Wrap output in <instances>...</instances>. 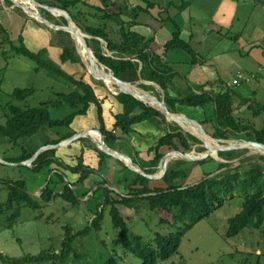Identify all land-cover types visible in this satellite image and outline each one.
Listing matches in <instances>:
<instances>
[{
	"label": "trees",
	"instance_id": "16d2710c",
	"mask_svg": "<svg viewBox=\"0 0 264 264\" xmlns=\"http://www.w3.org/2000/svg\"><path fill=\"white\" fill-rule=\"evenodd\" d=\"M7 1L11 2V0ZM37 1L61 9L64 13L70 15L75 22L77 21L73 9L77 6L76 2L79 0ZM42 12L49 20L60 24L51 12L46 9H42ZM61 20L63 25H69L65 17H62ZM78 26L83 32L93 37L92 39H85L87 44L93 49L98 59L114 72L117 78L129 84H137L140 88L147 91H155V87L140 82L141 79L157 83L164 90L165 102L172 112H176L178 104L193 107L200 106L206 110L212 108L214 110V117L209 120H212L214 123L215 132L212 136L215 138L250 140L264 144V103L253 101L251 98L245 99L240 97L235 88L225 89L223 92L215 95L188 92L184 96H172V90L175 88V70L161 57V54L152 50V38L130 30V26H127L126 29L122 26V38L120 41H115L109 38L104 28L88 25L82 26L80 23H78ZM0 30L5 35L3 40L11 44L12 51L36 62L37 71L45 69L50 75L62 78L75 87V91L69 94L57 93L58 101L52 107L59 109L69 106L72 110L68 115L61 118L53 117L52 111L47 106L23 109L16 105H10L11 115L4 124H0V141L17 145L21 138L34 136L42 127H49L53 137L48 144H57L76 134L72 128L74 120L78 115L87 114L94 105L97 121L99 122V126L93 129L96 130L94 133L100 140L101 136L97 132L100 131L107 145L109 147L114 146L119 136L113 130L106 128L103 117L104 100L102 101L98 97L93 85L85 80V75L82 74L78 77L67 73L46 57L47 50L42 49L34 52L29 50L25 44L16 46L7 29L1 24ZM66 33L69 35L68 32ZM98 38L107 41L108 49L116 51L115 56L104 53L101 40ZM176 46H182L189 51L192 50L189 44H184L181 39L179 28L174 29L172 38L164 46V52L167 53ZM70 48L72 50H64L61 56L62 61L65 63L77 59L85 67L81 62L80 56L76 54L75 46ZM35 91L34 87L17 89L13 93V97L18 100H25L34 94ZM114 97L122 105V112L115 116L116 122L114 127L115 129H119L123 135L131 133L134 124L145 121L152 116L159 117L164 122L167 121L161 111L144 103L142 99L133 93L123 92ZM236 97L240 100L239 105L236 104ZM244 105L251 107L253 117H263L262 127L257 128L253 120H246L245 122L238 120L235 115L236 111L241 110ZM170 129L171 131L167 132L158 141L155 147L156 153L154 158L143 159L136 155L133 159V162L137 163L146 173L154 174L156 172V167L165 156V154L159 151L162 146L166 145L170 149L179 152H188L191 150L189 140L201 143L194 135L187 133V136H185L179 127H171ZM85 139L80 138L77 142ZM71 144L68 146H71ZM94 148L100 158L97 170L86 165L85 149L75 156L77 164L73 166L60 161L57 157V149H49L41 153L33 162V169L41 171V173L44 172L47 176L45 180L48 181V184L42 191L41 200H36L35 196L27 191L23 180L3 181L8 185V196L5 201L0 203V215H7L3 218L6 227H13L14 223L21 216L24 205L37 208L40 207L42 202L50 203L58 196H61L68 202L69 208L80 206L83 202L81 199L89 196L90 199L87 202H93V212L94 210L95 212L94 217L88 225L80 229L76 234L73 233L71 226L66 227V237L59 252L55 249H49L42 251L38 255H27L21 258L10 257L0 252V262L3 264L65 263L74 252L73 244L77 237L89 235L93 230H101L106 208H110L113 224L121 232L120 243L122 247L139 257L142 260V264H159V260H169L178 254L186 232L197 222L210 216L227 199L234 198L235 193H239L243 199L242 208L240 212L228 220L229 226L226 236L228 238L237 236L245 228H260L264 223L263 155L246 157L241 161L242 165L234 168H230L229 163L217 162L211 156H205L198 161L176 160L169 164L165 175L161 179L164 185L155 187L151 186L153 180L119 162L123 165V176L120 178L122 187L120 192H116L117 197L115 198L112 194L113 189L107 186L109 182L105 177H102L97 182L95 181L91 187L86 186V181L94 173L98 172L103 175V169L107 167V159L111 157L97 146ZM204 150L205 148H200L199 151ZM247 151V149H234L219 150L217 152L222 158L232 160L241 157ZM32 156V152L25 150L23 155L12 161L13 163L21 162L30 159ZM253 159H258L259 162L246 163ZM209 161L216 163L215 169L203 170L204 172L199 182L191 185L187 184V179L190 177L193 168L197 165L206 164ZM67 172L79 174L78 179L74 182H67L65 179ZM216 172L218 173L215 174ZM140 203H148L151 210L160 212L162 222L175 224L181 221L184 225L176 232L168 234L158 232L152 241L146 242L143 236L132 235L130 233L126 218L118 206L124 205L129 208H136ZM186 219L189 221L186 222ZM74 258L80 259L79 253L75 252ZM100 264H119V262L117 258L110 257Z\"/></svg>",
	"mask_w": 264,
	"mask_h": 264
},
{
	"label": "rangeland",
	"instance_id": "374dc122",
	"mask_svg": "<svg viewBox=\"0 0 264 264\" xmlns=\"http://www.w3.org/2000/svg\"><path fill=\"white\" fill-rule=\"evenodd\" d=\"M14 1L16 4L26 5L24 0ZM13 5L12 0L11 2L0 0V24L7 29L16 46L25 44L29 50L34 52L42 49L47 50L46 57L67 73L78 77L84 74L85 80L88 82L99 81L89 71L87 72L86 67L77 59L65 63L62 61L61 56L64 50L71 49L70 47L73 46L76 48L71 34L67 35L66 32L47 27L31 16V12L28 10L14 8ZM39 9L45 16L42 8ZM54 16L60 23L58 25H63L62 17ZM45 17L47 18V16ZM4 36L0 30V124H4L11 115L10 105H16L23 109L47 106L52 111L53 117L61 118L68 115L72 111L69 106L57 109L52 105L58 101L57 93L69 94L75 91L74 85L62 78L50 75L45 69L37 71L36 62L12 51L11 44L3 40ZM73 37L75 39V35ZM76 54L79 56L77 50ZM32 87L36 89L35 93L25 100L13 97V93L17 89ZM114 88L117 89L116 86ZM84 119L90 124L95 121V116L91 115L88 119ZM52 137L51 129L42 127L36 135L21 138L17 145L0 141V158L10 162L0 161V203L5 201L8 196V185L3 182L6 180H23L27 191L34 195L36 200H41L42 191L48 184L44 172L34 170L33 164L16 165L11 163H13L12 160L23 155L25 150L37 152L40 149V144L46 143L45 145H47ZM90 138L95 140L92 136ZM79 152L80 150L77 151V153ZM258 156L261 155H253V157ZM175 160L177 159L175 158ZM216 161L218 162V160ZM119 164L121 169L123 168L122 164L125 165L123 161L122 164ZM215 165L214 161H209L206 164L195 166L187 179V184L199 182L201 174L206 170H214ZM93 169L97 170L98 166ZM106 175L110 178L108 187L113 189L112 194L116 198V192L121 191V185L117 184L115 178L123 176L122 170L106 168L103 169V175L98 173L95 178L100 180L102 177L106 178ZM71 176L69 173L68 177ZM163 185L162 181L153 183V187ZM89 199V196L88 199H81L82 204L76 208H69L68 202L61 196L56 197L50 203L42 202L37 208L24 205L22 214L13 227H6L3 218L7 215H0V252L17 258L38 255L49 249L59 252L66 237V227L71 226L73 233L76 234L94 217L93 202H87ZM242 201L239 193H235L234 198L227 199L210 216L200 220L186 232L178 254L169 260H159V264H264V223L260 228H245L237 236L230 238L226 236L228 220L241 211ZM118 206L126 218L130 233L143 236L146 242L152 241L158 232L162 234L176 232L184 225L181 221L175 224L162 222L160 212L151 210L148 203H140L136 208ZM120 237L121 232L113 224L110 208H106L101 230H93L89 235L77 237L73 244L74 252L65 263L59 262L58 264H100L110 257L117 258L119 264H142L139 257L122 247ZM75 252L79 253L80 259L74 258ZM0 264L3 263L0 262Z\"/></svg>",
	"mask_w": 264,
	"mask_h": 264
},
{
	"label": "crops",
	"instance_id": "0c3cea01",
	"mask_svg": "<svg viewBox=\"0 0 264 264\" xmlns=\"http://www.w3.org/2000/svg\"><path fill=\"white\" fill-rule=\"evenodd\" d=\"M76 4L73 13L77 17V25L80 23L82 26L104 28L109 38L115 41H120L122 38V26L125 29L130 26V30L152 38V50L161 54V57L175 70V88L172 93L170 92L172 96H184L188 92L215 95L225 89L235 88L240 97L264 103V0H79ZM175 28H179L181 39L184 44H189L191 51L182 46H176L167 53L164 52V46L172 38ZM88 38L93 37L89 35ZM99 40L104 53L115 56L116 51L108 49L107 41L101 38ZM239 72L244 75H256L251 81L243 80L239 86H235L233 79ZM141 80L140 82L155 87V91H150L154 95L165 97V92L160 85ZM89 83L95 88L98 97L104 100L103 117L106 128L113 130L119 136L111 148L130 156L132 160L136 155L143 159L154 158L158 141L171 131V127L181 128L172 120L166 119L167 121L164 122L159 117L152 116L134 124L133 131L123 135L114 127L116 114L122 112L121 103L114 97L117 94L103 82L89 81ZM235 100L239 105L240 100L237 97ZM176 113L195 126L201 124L207 133L214 134V123L209 120L214 117L212 108L206 110L200 106L178 104ZM91 115L95 116V121L88 124L89 121L84 118L88 119ZM235 115L239 121L253 120L257 128L262 127L263 117H253L249 105H244L241 110L236 111ZM97 120L93 105L87 114L76 117L72 128L76 134L92 130L99 126ZM183 122L186 121L183 120ZM182 132L187 136L186 132L183 130ZM90 137H83L86 139L80 142L77 140L71 146L58 147L57 157L60 161L73 166L77 164L75 157L78 154L77 151L85 149L86 165L93 168L99 167L100 158L94 148L97 145ZM189 142L190 151L195 149L198 152L200 148H203L193 140ZM45 144H40L39 148ZM159 151L166 155L174 150L165 145ZM175 161L173 159L171 163ZM119 162L122 160L111 156L107 159L106 168L120 171L122 169ZM156 171L157 173L160 171L158 166ZM69 173L71 177H68ZM96 174L91 175L86 181L87 187H91L95 181L99 180L95 178ZM78 177L79 174L67 172L65 179L67 182H74ZM106 179L110 181L108 175ZM161 179L153 180L151 186L153 183H161ZM115 181L119 185L120 178L116 176ZM120 185L122 187L121 183ZM85 199L88 197L83 200Z\"/></svg>",
	"mask_w": 264,
	"mask_h": 264
},
{
	"label": "water",
	"instance_id": "95a60500",
	"mask_svg": "<svg viewBox=\"0 0 264 264\" xmlns=\"http://www.w3.org/2000/svg\"><path fill=\"white\" fill-rule=\"evenodd\" d=\"M12 1L14 2V5H13L14 8L17 7V8H22L23 10H25L21 5L16 4L14 0H12ZM31 1H33L35 4H37V6L39 8L46 9L54 15L65 17L67 19V21L69 22V25H58V24H54L51 20H49L48 18L43 16L41 14V12H40V14H38V17L31 15L47 27L51 28V25H53V27H55L56 30H62L64 32H68L69 34H71L72 39L76 43V49L79 53V56H80L82 62L84 63L86 69L89 71V73L93 77L97 78L99 81H103L115 94H119V93H123V92L133 93L138 98L142 99L144 103H146L149 106H152L153 108H156L157 110L161 111L165 115L166 119L172 120V121L176 122L178 125H180V127L182 128V130L184 132L196 136L201 141V143H199L200 146L205 148V150L202 152H196L195 149H192V151H190V152H179L176 150L168 152L163 157V159L160 161V163L158 165V169L160 170L159 173H155V174L146 173L142 168H140L139 166H137L133 162V160L130 156L109 147L107 145V143L105 142L103 134L100 131H97L100 134L101 138H100L99 142L95 141V143L100 150L104 151L105 153L109 154L110 156L121 159L127 167H129L130 169H132L133 171H135L141 175H144L145 177H147L151 180H158V179L162 178L165 175L169 164L175 158H179V159L186 160V161H198V160L203 159L205 156H211L220 162L229 163L230 168H234V167L242 165L241 161L246 157L253 156L254 154H259V155L264 156V150L263 151H254L252 148H250L251 145L252 146L256 145V146H260V147L264 148V144L260 143L258 141L215 138L211 134L207 133L201 124H197L198 132L194 131L191 128H187L182 122L184 120L187 123L189 120L187 121V119L185 120L184 118H182V116L180 114L170 111L166 102H165L164 96L158 97V96L154 95L152 92L138 87L137 84H129V83L117 78L114 75V72L111 69H109L105 64H103L98 59V57L95 55L93 49L87 44V42L85 40L86 38L89 37V35H87L85 32H83L81 30V28L77 25V23L72 19V17L70 15L64 13V11H62L61 9L42 4V3L38 2L37 0H31ZM55 10L59 11L60 14H57L55 12ZM27 14H29V13H27ZM72 30L80 35L81 41H82V47L89 54L90 61L93 62L91 67L88 64V61L81 55L80 50H79L80 47H79L78 43L75 41V39L71 33ZM94 58L101 65L100 66L101 69L97 70L96 72L94 71V69H92L94 63H96ZM108 81H111L112 84L118 88V90L114 91L110 87V85L108 84ZM141 81H144V80H141ZM92 131H96V130L92 129V130L83 131L81 133H77L74 136H72L66 140H63L57 144H47V145L43 146L42 148H40L37 152H35L30 159L24 160L21 162L11 163V164L31 165L37 159V157L41 153H43L44 151L49 150V149H55V148H58V147L64 146V145H69V144L77 141L80 138L90 136V133ZM207 138L213 140L214 142L213 143L209 142ZM234 149H247L248 151L244 155H242L241 157L235 158L232 160H227V159L222 158L219 155V153L217 152L219 150H234ZM175 154H178L179 156H176ZM0 161H4V160L0 158ZM258 161H259L258 159H253L252 161H248L246 163H249V162L254 163V162H258ZM4 162H7V161H4ZM7 163H10V162H7ZM217 173L218 172H216L215 174H217Z\"/></svg>",
	"mask_w": 264,
	"mask_h": 264
},
{
	"label": "bare ground",
	"instance_id": "6f19581e",
	"mask_svg": "<svg viewBox=\"0 0 264 264\" xmlns=\"http://www.w3.org/2000/svg\"><path fill=\"white\" fill-rule=\"evenodd\" d=\"M24 2H25V4L26 5H21L24 9H25V11L26 10H28V12H31L30 14L31 15H34V16H37L38 17V14H40V9H39V7L37 6V4H35L33 1H31V0H24ZM22 3V2H21ZM19 5V4H18ZM55 12L56 13H59L60 14V12L59 11H56L55 10ZM44 16V15H43ZM51 27H53V25H51ZM53 28H55V27H53ZM71 33H73V35H75V41L78 43V45H79V47H80V53H81V55L88 61V64H89V66L91 67V65H92V61H90V59H89V54L83 49V47H82V41H81V37H80V35L79 34H77L75 31H71ZM96 60V59H95ZM97 63V64H96ZM96 63H94V65H93V68L92 69H94V71L96 72L97 70H100L101 68H100V64L97 62V60H96ZM108 84L110 85V87L114 90V91H117L118 90V88L116 89V88H114V85L112 84V82L111 81H108ZM183 124L187 127V128H191V129H193L194 131H197L198 132V130H197V126H195V125H193V124H191V123H189V122H183ZM90 135L92 136V137H94L95 138V141H97V142H99L100 140L98 139V137H97V135L94 133V131H92L91 133H90ZM208 139V141L209 142H214L213 140H211V139H209V138H207ZM250 148H252L254 151H263L264 150V148H262V147H260V146H256V145H251L250 146ZM176 156H179L178 154H175Z\"/></svg>",
	"mask_w": 264,
	"mask_h": 264
},
{
	"label": "built area",
	"instance_id": "2783aa9c",
	"mask_svg": "<svg viewBox=\"0 0 264 264\" xmlns=\"http://www.w3.org/2000/svg\"><path fill=\"white\" fill-rule=\"evenodd\" d=\"M256 74H251V75H244L242 72H239L236 77L233 79V84L235 86H239L241 81H251L252 78L255 77Z\"/></svg>",
	"mask_w": 264,
	"mask_h": 264
}]
</instances>
